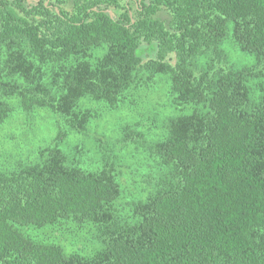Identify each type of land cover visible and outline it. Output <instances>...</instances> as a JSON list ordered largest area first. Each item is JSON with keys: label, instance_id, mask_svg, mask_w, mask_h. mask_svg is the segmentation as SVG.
Wrapping results in <instances>:
<instances>
[{"label": "trees", "instance_id": "obj_1", "mask_svg": "<svg viewBox=\"0 0 264 264\" xmlns=\"http://www.w3.org/2000/svg\"><path fill=\"white\" fill-rule=\"evenodd\" d=\"M230 22L238 24L244 49L264 53V0H0V93L18 97L25 109H55L59 123L58 144L41 150V160L0 168V264H64L60 245L15 225L42 227L68 217L102 223L107 234L95 260L70 264H264V244L253 235L264 233V108L241 110L242 73L222 67L212 89L204 73L185 84L182 63L199 51L202 36L219 39ZM100 46L108 51L97 66L72 61ZM165 62L174 95L202 99L208 113L189 116L186 127L185 118H176L153 144L170 177L165 184L160 178L126 219L136 222L126 221L132 225L117 234L109 208L119 183L107 170L68 161L58 145L69 129L83 130L89 115L77 119L57 97L101 98L109 93L102 88L120 90L136 68ZM10 107L0 99V120Z\"/></svg>", "mask_w": 264, "mask_h": 264}, {"label": "rangeland", "instance_id": "obj_2", "mask_svg": "<svg viewBox=\"0 0 264 264\" xmlns=\"http://www.w3.org/2000/svg\"><path fill=\"white\" fill-rule=\"evenodd\" d=\"M237 25L230 22L225 35L219 39L206 36L199 39V51L182 62L189 73L185 84L204 73L209 76L213 89L220 80L222 67L240 72L244 76L240 89L245 95L241 110L254 114L264 108V53L242 47L235 31ZM107 51L106 46L91 48L77 53L72 61L85 60L97 66ZM170 66L165 62L154 68L151 63H145L124 77L120 90L110 84L106 85L108 89L102 88V92L109 93L101 98L79 94L69 100L78 93L66 91L57 97L62 106L70 104V112L79 115L77 119L89 115L83 130L69 129L61 146L58 145L67 154L68 161L88 170H107L119 183L120 194L109 208L118 220L112 226L117 234L120 227L132 225L126 221L136 222L126 219L136 213V207L154 190L160 178L165 184L164 180L170 177L169 169L161 172L153 144L163 138L176 118H185L186 127L189 116L198 113L205 119L208 113V108L201 105L202 99L194 97L199 102L183 101L174 95L170 89L173 82ZM47 72L49 77L55 76L52 69ZM25 86L30 88V84ZM198 87L196 84L193 92H198ZM5 96L0 93V99L11 109L0 120V168L14 170L41 160V150L58 144L59 123L55 109L40 105L25 109L18 97ZM15 226L30 238L60 245L68 258L64 264H70L71 260L93 261L106 245L107 234L101 230L102 223L75 217L62 218L42 227ZM253 235L256 243L264 244L263 232Z\"/></svg>", "mask_w": 264, "mask_h": 264}]
</instances>
